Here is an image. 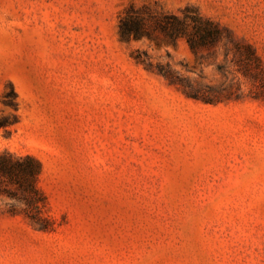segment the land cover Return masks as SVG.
<instances>
[{
    "label": "rangeland",
    "instance_id": "374dc122",
    "mask_svg": "<svg viewBox=\"0 0 264 264\" xmlns=\"http://www.w3.org/2000/svg\"><path fill=\"white\" fill-rule=\"evenodd\" d=\"M131 4L196 7L264 67V0H0V154L41 162L54 221L37 230L0 197V264H264V98L244 48L121 41ZM160 65L241 97H188Z\"/></svg>",
    "mask_w": 264,
    "mask_h": 264
},
{
    "label": "trees",
    "instance_id": "16d2710c",
    "mask_svg": "<svg viewBox=\"0 0 264 264\" xmlns=\"http://www.w3.org/2000/svg\"><path fill=\"white\" fill-rule=\"evenodd\" d=\"M118 33L120 40L126 42L143 36L154 39L156 33L172 43L182 38L194 51L212 48L222 39L243 47L245 65L239 72L258 86L259 91L254 97L264 98V67L255 49L247 42L237 41L230 29L204 16L196 7L187 6L184 16L180 17L175 13L157 11L148 5L131 4L121 14ZM133 57L137 63L146 65L145 52L135 50ZM157 71L170 83L179 86L188 97L205 103L217 104L241 97L234 83L227 86L195 85L168 66L160 65ZM11 94L15 95L14 89ZM4 103L16 106L15 103ZM12 123L0 122V128ZM41 172V162L32 155L21 156L10 151L0 154V197L10 201L9 211L13 214L23 215L37 230L48 232L54 229V221L46 214L47 199L37 185Z\"/></svg>",
    "mask_w": 264,
    "mask_h": 264
}]
</instances>
